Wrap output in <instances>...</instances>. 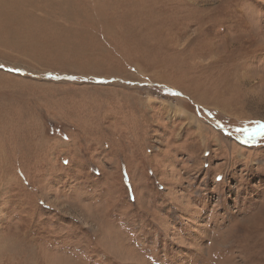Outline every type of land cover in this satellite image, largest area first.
<instances>
[{"label": "rangeland", "instance_id": "obj_1", "mask_svg": "<svg viewBox=\"0 0 264 264\" xmlns=\"http://www.w3.org/2000/svg\"><path fill=\"white\" fill-rule=\"evenodd\" d=\"M0 264H264V0H0Z\"/></svg>", "mask_w": 264, "mask_h": 264}]
</instances>
